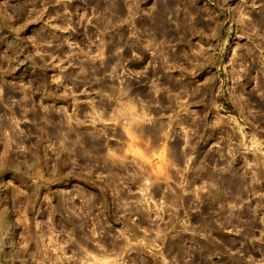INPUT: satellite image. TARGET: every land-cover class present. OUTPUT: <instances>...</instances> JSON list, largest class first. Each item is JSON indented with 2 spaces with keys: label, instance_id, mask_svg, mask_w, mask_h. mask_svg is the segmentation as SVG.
<instances>
[{
  "label": "rangeland",
  "instance_id": "rangeland-1",
  "mask_svg": "<svg viewBox=\"0 0 264 264\" xmlns=\"http://www.w3.org/2000/svg\"><path fill=\"white\" fill-rule=\"evenodd\" d=\"M0 264H264V0H0Z\"/></svg>",
  "mask_w": 264,
  "mask_h": 264
}]
</instances>
